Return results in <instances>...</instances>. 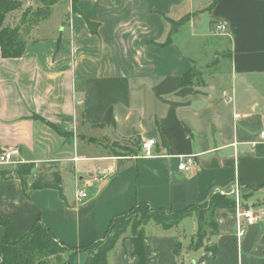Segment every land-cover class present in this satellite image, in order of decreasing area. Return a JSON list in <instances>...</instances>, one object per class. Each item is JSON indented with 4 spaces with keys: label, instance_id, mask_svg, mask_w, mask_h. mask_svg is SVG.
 <instances>
[{
    "label": "crops",
    "instance_id": "obj_1",
    "mask_svg": "<svg viewBox=\"0 0 264 264\" xmlns=\"http://www.w3.org/2000/svg\"><path fill=\"white\" fill-rule=\"evenodd\" d=\"M14 1L22 9L7 27L35 2ZM219 24L227 31L215 32ZM23 30L22 57L5 60L0 48V155L19 149L24 164L58 171L63 182L61 192L25 193L15 168L0 165L11 244L40 221L79 250L72 264H87L80 250L104 240L112 221L138 204L178 212L236 188L258 191L247 200L263 204L264 0H58L49 18ZM225 42L227 55L218 54ZM215 52L229 71L213 61L216 76L185 87L183 77ZM100 139L137 140L141 151L115 157ZM146 140L156 144L150 157ZM191 157V171H179ZM254 210L261 222L240 239L236 209L216 211L201 249L192 246L195 215L169 230L148 226L145 264H264V205ZM125 237L109 264H139Z\"/></svg>",
    "mask_w": 264,
    "mask_h": 264
},
{
    "label": "trees",
    "instance_id": "obj_2",
    "mask_svg": "<svg viewBox=\"0 0 264 264\" xmlns=\"http://www.w3.org/2000/svg\"><path fill=\"white\" fill-rule=\"evenodd\" d=\"M77 1L74 0V5ZM21 9L22 4L20 2L0 0V48L2 58L5 60L18 59L24 54L27 37L23 32V28L30 29L39 23V19L44 20L51 16V13L46 12L45 9H38L34 13L30 11L29 14H32L30 20H27L29 16L25 17L23 14V18L18 26H5L8 15ZM199 81V74L196 70L192 69L183 77L182 84L188 87L194 82L199 83ZM44 122L58 133H61L49 122ZM133 145L136 148H140L139 141L137 140L133 141ZM33 170H35V165L30 163L18 165L14 170L17 178L22 182L25 193L43 189L61 192L63 177L58 171L52 172L51 170H47L46 173L43 172L32 180L31 174ZM199 207H205L207 211L200 215H195L199 221L198 240L196 239V243L193 244V247L196 249L203 248L204 241L207 238V233L203 232V230L208 226V221L211 225L207 230L214 229L215 212L222 209H236V202L229 197L216 194L210 198L207 204ZM195 210L196 207L194 206L184 211L169 213L166 211H155L149 204H138L130 212L122 214L112 221L104 240L91 244L80 251L90 255L87 264H109V253L115 248L121 237L127 236L125 234L130 227L132 229L130 240L135 248L136 256L139 258V264H145L144 241L146 239L145 228L148 224L154 221L162 230H169L191 217L192 212ZM133 212L139 213L141 217L137 215V217L128 218L129 214H133ZM121 218H127V221L125 224H121L119 228H116V224H118ZM0 226L5 231L4 240L0 242V264H51V259H56L55 264H72L75 255L79 252V250H71L63 243H59L53 233L40 221H36L29 233L21 241L15 242V244H11L8 238L11 224L1 214ZM141 226H145V228L138 234L136 231ZM208 250L212 252V256H216V248L210 247ZM67 252L71 253V256L68 261L63 263L60 257Z\"/></svg>",
    "mask_w": 264,
    "mask_h": 264
},
{
    "label": "rangeland",
    "instance_id": "obj_3",
    "mask_svg": "<svg viewBox=\"0 0 264 264\" xmlns=\"http://www.w3.org/2000/svg\"><path fill=\"white\" fill-rule=\"evenodd\" d=\"M57 2H58V0H35L33 5L28 6L27 8L23 7L22 16H23V14L25 15V17L29 16V18L27 20H30L32 17V14L31 15L29 14L30 11L34 13V12L38 11V9H42V10L45 9L46 12L51 13L52 9L54 8L55 4H57ZM17 16H18V18H20L21 15L17 14ZM40 21H43V20L39 19V22ZM17 22H18V20L16 21V23ZM176 25H178V23ZM228 47H229L228 43L225 42V45L222 48H220L218 51H221V49H223V50L221 52L217 51L218 54L224 53L227 55ZM215 54H217V53L215 52L210 57H208V61H207V58H203V61L201 63H198L195 65L197 73L201 76V78L204 80V82L210 81L211 76L212 75L216 76V74H217V72L213 68H211V65H209V64H212L213 61L218 62V60H219V62H222V65H220V70L224 69L223 71H225V72L229 71L228 64L226 63V60H224L225 56L224 57L218 56V54H217V56H215ZM100 140H101V141H99L100 143L105 144V141L103 139H100ZM108 142L109 143L105 144V146H108L110 148V150H111L110 153L115 157L116 156L117 157H131V155L140 154V151H141L140 148H135L132 142H124L122 140H116V141L109 140ZM8 168L9 169H13V168L16 169V166L15 167L9 166ZM43 172L46 173V171H43ZM43 172L41 170H33L32 174H31L32 180H34L35 176L42 174ZM254 194H258V191H255L254 193L251 192L248 194V196H243L242 194L240 195L241 201H242L241 210L245 211V210H250V209H258L259 207L264 205V200H263V204L261 203V205L258 202L256 203L254 200L252 203H250V201H248L250 198L252 199V197H254L253 196ZM230 199L235 201L234 198H230ZM205 211H207V210H205V207H202V208L196 207V210L192 212V216L196 215V214L200 215L201 213H205ZM137 215H139V217H141L139 213L133 212V214L132 213L129 214L128 218H134V217H137ZM126 221H127V218H121L120 221L118 222V224H116V228H119V226H121V224H125ZM210 225H211V223H209V221H208V226L204 228L203 232L207 233V228ZM148 226L159 227L154 221H151L148 224ZM144 228H145V226H141L137 229L136 232H138V234H139V233H141V230H143ZM131 232H132V229L129 227L128 231L126 232L125 235H127L130 238ZM122 238H127V237L123 236L120 238V240ZM194 239H195V241H194ZM194 239H193V244L196 243V239L198 240V235L195 236ZM70 256H71V253L67 252V253L62 254L60 259L62 260L63 263H65L66 261H68ZM55 263H56V259H51V264H55Z\"/></svg>",
    "mask_w": 264,
    "mask_h": 264
},
{
    "label": "built area",
    "instance_id": "obj_4",
    "mask_svg": "<svg viewBox=\"0 0 264 264\" xmlns=\"http://www.w3.org/2000/svg\"><path fill=\"white\" fill-rule=\"evenodd\" d=\"M225 32L227 27L224 24H219L216 27V32ZM260 138L264 140V131L260 134ZM142 153L144 157L152 156L154 147L156 146L154 140H146L142 144ZM24 164L21 160V152L19 149H12L10 151H5L0 155V165L1 166H18ZM195 166L194 158H186L179 165L178 169L182 172H190ZM79 201H84L88 198L86 191H81L78 193ZM220 196L233 197L236 201V211H237V237L243 238L246 234V228L252 225L259 224L261 222V217L256 213L254 209L241 210L242 201L239 193V189L236 188L234 191L224 192L219 194Z\"/></svg>",
    "mask_w": 264,
    "mask_h": 264
},
{
    "label": "water",
    "instance_id": "obj_5",
    "mask_svg": "<svg viewBox=\"0 0 264 264\" xmlns=\"http://www.w3.org/2000/svg\"><path fill=\"white\" fill-rule=\"evenodd\" d=\"M182 264H186V262H184L183 260L181 261Z\"/></svg>",
    "mask_w": 264,
    "mask_h": 264
}]
</instances>
